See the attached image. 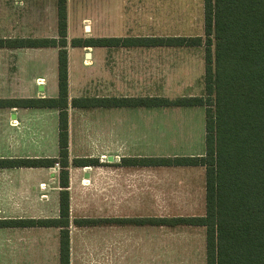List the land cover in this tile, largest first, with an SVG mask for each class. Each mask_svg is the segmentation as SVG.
I'll return each instance as SVG.
<instances>
[{
  "label": "rangeland",
  "instance_id": "374dc122",
  "mask_svg": "<svg viewBox=\"0 0 264 264\" xmlns=\"http://www.w3.org/2000/svg\"><path fill=\"white\" fill-rule=\"evenodd\" d=\"M202 3V0H84L82 9L72 7L70 10L72 22H76L71 26V32L80 38L204 37L203 19H198L201 18ZM29 12L0 10V36L16 33L22 37H39L50 32L49 27L45 30L25 25L23 16ZM186 15L189 18H184ZM80 16L87 19L79 25ZM45 49L5 50L8 75L15 70L18 55H21L22 67L19 79L27 84L36 74L50 76L55 73L56 52L52 48L50 51ZM92 49L93 54L100 51ZM100 57L104 66L96 61L97 55L90 61L82 57L85 70L75 73L77 78L83 75V82L92 92L98 84H116V93L120 95L174 98L202 95L204 92V46L104 49ZM84 113L87 116L85 122L79 129L75 125L79 131V134L76 133L75 149L86 152L79 153L81 156H98L99 160L107 162L108 156H113V161H119L123 155L186 156L204 153V107L121 108L102 112L90 109ZM99 114L134 121H119L112 137L111 130L97 127L96 117ZM101 124L105 126L109 122ZM112 141L114 151L110 150ZM115 145L118 146L116 150ZM96 149H104L109 155L96 154ZM90 151L92 153L88 154ZM55 166L59 165L56 163ZM139 171H149V196L124 197L120 192L121 197H112L108 168L102 179L83 181L86 186L80 191H73L70 198L72 217L204 214L203 167H150ZM135 179L141 181L142 177ZM136 181L133 177L129 180L120 177L117 181L119 190L134 188ZM71 229L74 264H205L204 227L72 226Z\"/></svg>",
  "mask_w": 264,
  "mask_h": 264
},
{
  "label": "trees",
  "instance_id": "16d2710c",
  "mask_svg": "<svg viewBox=\"0 0 264 264\" xmlns=\"http://www.w3.org/2000/svg\"><path fill=\"white\" fill-rule=\"evenodd\" d=\"M66 0H57V37L0 38V48L57 47L56 97L0 99L1 107L58 109V155L0 159V167L59 165L58 216L0 220L5 227L59 229V264H70L68 112L72 107H204V153L123 157L125 165L202 166V215L128 218L83 217L76 226L112 223L200 226L205 264H264V0H203V34L72 38L79 47L204 46L203 94L177 96L73 97L68 101ZM74 166H96L95 157L73 158Z\"/></svg>",
  "mask_w": 264,
  "mask_h": 264
},
{
  "label": "crops",
  "instance_id": "0c3cea01",
  "mask_svg": "<svg viewBox=\"0 0 264 264\" xmlns=\"http://www.w3.org/2000/svg\"><path fill=\"white\" fill-rule=\"evenodd\" d=\"M203 2V0H202ZM66 22H67V70H68V101L73 97L96 96V97H119V96H139V95H120L113 84H98V87L92 92L91 88L83 82L85 78L76 77L75 73L79 70H85V65L81 59L90 61L96 57L100 66H104V61L100 55L103 50L119 49H139L149 47H79L71 46L72 38H80L73 35L71 26L76 24L72 22L70 10L74 7L76 10L83 8L84 0H66ZM201 15L198 19H203V3L201 5ZM0 10H16L30 12L23 16L26 20L25 25L30 24L37 28L49 27L47 34H41L39 37L56 38L57 37V0H0ZM184 18H189L188 15ZM86 16H80L79 25L86 20ZM203 23V20H202ZM47 29V28H46ZM45 29V30H46ZM87 29H89L87 27ZM34 36V35H33ZM22 37L1 35L0 38ZM98 37H117V36H98ZM46 48V49H45ZM52 48L56 52V72L50 76L48 74H36L31 78V82H23L19 79L22 72L20 65V56L16 62L15 70L8 75L7 69V49H30V48H0V99L8 98H28V97H56L58 94L57 86V47H43L45 50ZM92 48L96 51L91 52ZM95 49V50H96ZM4 50V51H3ZM50 51V50H49ZM52 51V52H54ZM54 54V53H53ZM100 54V55H99ZM27 84V85H26ZM150 96V95H146ZM121 108H151V107H72L69 103L68 112V159H69V236H70V264L72 259L71 235L72 226L81 227H128L144 226L132 224L96 225V226H76L73 223L75 218L83 217H108V218H128L140 216H74L71 214L70 198L73 197V191L81 190L83 181L93 178L102 179L108 173L111 179L112 197H145L149 196V171L141 172L140 169L150 168L145 165H125L120 162L123 157H144L147 155H123L119 161H113V156L104 150H95L96 154L107 157L109 161L99 160L100 164L96 166H74L71 161L73 158L95 157L88 155L81 156L80 149H75L76 133L85 122L87 116L84 112L90 109L98 111H108ZM96 123L100 129L111 130L112 137L115 135L119 121L128 123L134 121L124 118L118 119V116L99 114ZM91 120V119H90ZM103 122L109 124L103 126ZM58 109L56 108H23V107H1L0 106V159L7 158H53L58 155L57 141ZM78 125V129L75 125ZM107 138V137H105ZM117 141V140H116ZM113 141L110 150H113ZM107 148V146L105 147ZM114 149H118L115 145ZM77 152V153H75ZM126 152V151H123ZM86 153V152H84ZM90 151L88 154H91ZM84 155V154H83ZM169 167V166H156ZM170 167H202V166H170ZM204 168V167H203ZM137 171V172H136ZM126 180L142 177L141 181H136L134 188L127 187L125 190H119V178ZM205 178V176H204ZM147 180V182H146ZM114 182V184H113ZM129 183H127L128 185ZM123 185V184H122ZM59 166L51 167H0V220L22 219V218H52L58 216V197H59ZM205 194V179H204ZM143 216V217H148ZM149 226V225H146ZM0 264H59V229L56 227H5L0 226Z\"/></svg>",
  "mask_w": 264,
  "mask_h": 264
}]
</instances>
